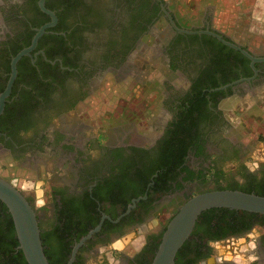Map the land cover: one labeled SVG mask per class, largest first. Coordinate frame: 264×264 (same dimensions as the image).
<instances>
[{
  "label": "flooded vegetation",
  "instance_id": "1",
  "mask_svg": "<svg viewBox=\"0 0 264 264\" xmlns=\"http://www.w3.org/2000/svg\"><path fill=\"white\" fill-rule=\"evenodd\" d=\"M191 5L43 0L52 20L38 0H0V93L11 57L50 23L16 61L0 112V153L32 174L27 191L18 189L34 208L50 263L147 264L166 222L187 198L264 174V161L254 160L250 146L235 137L233 112L222 108L250 97L255 107L253 100L264 94V59L251 62L204 32L264 58V22L246 17L243 26H233L242 32L226 30L214 23V0ZM151 69L159 76L153 85L144 79ZM135 83L142 99L120 104L119 90ZM104 92L111 104L105 117L92 121L93 115H83L87 109L78 113L80 106L101 107ZM199 93L202 100L195 98L187 115ZM179 122L188 126L185 146L159 169L160 144ZM140 123L150 132H140ZM219 217L214 222L207 212L198 220L179 264H240L219 257V245L240 247L243 264H264V216ZM10 225L0 205V264H21ZM130 233L138 241L123 251L116 244Z\"/></svg>",
  "mask_w": 264,
  "mask_h": 264
},
{
  "label": "water",
  "instance_id": "2",
  "mask_svg": "<svg viewBox=\"0 0 264 264\" xmlns=\"http://www.w3.org/2000/svg\"><path fill=\"white\" fill-rule=\"evenodd\" d=\"M38 6L54 20L52 13L43 7V0H38ZM49 25L50 23H47L39 27L32 37L31 45L11 57L9 63L10 77L4 90L0 93V112L2 111L4 97L8 94L15 75L16 61L22 54H25L34 46L37 37L43 32L44 27ZM204 32L213 35L222 43L238 49L251 62L264 59L251 56L247 51L240 49L235 44L221 39L216 33L210 31ZM0 202L5 206L10 216L17 241V248L21 251L26 264H48L42 251L34 208L23 193L2 176H0ZM131 206L132 204L128 205L126 211ZM209 208H228L264 215V195L236 189H213L191 195L180 204L166 222L149 264H174V255L191 233L198 215ZM98 227L99 225L90 229L86 235L81 237L79 242L88 238ZM70 260L66 264H69Z\"/></svg>",
  "mask_w": 264,
  "mask_h": 264
},
{
  "label": "rangeland",
  "instance_id": "3",
  "mask_svg": "<svg viewBox=\"0 0 264 264\" xmlns=\"http://www.w3.org/2000/svg\"><path fill=\"white\" fill-rule=\"evenodd\" d=\"M197 0H181V7L180 8H186L188 10H191L194 5H191L192 3H195ZM200 1V0H198ZM201 1H207V0H201ZM229 0H226V3H222L221 0H214L215 2V17H214V23L217 25V27L222 29H231L233 26L236 27L237 25L243 26L244 21L246 17L249 15V12H246V8L248 7V4L253 3V0H247L248 4H244L240 2H236L237 0H230L232 8L234 9L232 12L228 11V8H231L230 3H228ZM247 21L249 22V18L247 17ZM233 29L238 31H243V28L237 27ZM240 29V30H238ZM242 34V33H241ZM246 34V33H245ZM244 36L246 37V35ZM243 36V35H242ZM237 40L245 42L246 39H239L236 35H234ZM248 41V40H247ZM144 79L146 84L153 85L155 81L159 80V76L157 73L151 69L148 73H145ZM148 88H152L151 86H148ZM141 86L140 84L135 83L132 87H125L122 90H119V96H120V104L126 105V106H132V103H134L135 100L140 101L142 99L140 91ZM117 92V91H116ZM262 94L261 91H258L255 95ZM109 92H104L103 95V102L104 104L101 105V107H97L96 109L92 106L88 107H79L78 113L87 111V114L83 115H93L92 121L98 120L100 116H104V111L107 112L108 109H110L111 104L108 103L107 99H109ZM101 96V95H100ZM260 97V96H259ZM251 98V97H250ZM249 101H229L227 103H224L222 108H224L228 112L231 113V117L234 121V123L237 125V133H235V137L238 139L239 142L249 145L252 151L250 152L253 156L254 160L259 159L260 161H264V94L260 97L258 100L255 101V107L252 108V100ZM112 99V98H111ZM115 98L113 97V100ZM252 99V98H251ZM125 101V102H123ZM245 108V110H244ZM244 111V112H243ZM103 112V115L101 114ZM128 126V124H126ZM138 127V130L140 132H150V128L148 125H143L140 123L139 125H136ZM135 126V127H136ZM3 154L0 153V176L5 177L7 180H9L15 187H19L20 189L23 188V190H26L29 186V184L33 183V177L31 172L24 171L22 169H18L13 165L12 162H10L9 159H3ZM39 182L34 183L33 190L36 191L37 197L40 194V191L43 188H38ZM36 186V187H35ZM41 189V190H40ZM27 191V190H26ZM35 193V192H34ZM155 223L154 220L149 222V225H153ZM138 239L134 238L133 233H130L126 235L123 239L119 240V243L116 245L123 250V251H131V245L137 243ZM242 247V246H241ZM218 249V255L219 257H223L225 259H232L239 261L240 264L244 263V257L242 258L240 255V251L238 249L240 247L231 248L230 250L223 249L221 245L216 246Z\"/></svg>",
  "mask_w": 264,
  "mask_h": 264
},
{
  "label": "trees",
  "instance_id": "4",
  "mask_svg": "<svg viewBox=\"0 0 264 264\" xmlns=\"http://www.w3.org/2000/svg\"><path fill=\"white\" fill-rule=\"evenodd\" d=\"M6 68H8V65L6 66ZM195 98L199 104V102L202 100L201 93H199V95H196V97H194L193 99L189 100L190 109H189L187 115H191L190 111H191V109H193V104H194L193 101H195ZM182 119L183 118H181V120ZM171 131H172L171 135H169V137L164 139L161 142L160 147H159V160H160V164L158 165V167H160L159 169H161V166L162 167L164 166L167 169L168 164H170V162L172 161V160H170V156H174V154H175V148L182 149L183 145L185 146L186 134L188 133L187 123L186 122H179V123L175 124L174 129H172ZM247 177H248V180H246L245 183H234L232 188L217 187L216 189H236V190H240L243 192L254 193L257 195H264V174L260 178H255V177H250V176H247ZM158 178H159V175L156 178L152 179V181L154 182V185H157V181H158L157 179ZM0 205H1L2 210L6 213V215L8 217V222H9V224H11L10 226L12 227V222H11V219H10L8 212L6 211L5 206L1 202H0ZM207 212L212 214V220H214V222H217L218 217L221 215L223 217L226 215H229V216H232V218L235 217L236 220H237V217H243L245 214H248V213L251 215H262V216H264L263 214H257V213L228 209V208H209V209L202 211L198 215V217L195 221L193 231L189 234L187 239L182 243V245L176 251L174 258H173L174 264H179V262H178L179 257L187 248H189L191 246V242L193 241L192 235L195 234L196 231L198 230L195 226L198 225V220H200L201 217H203L205 214L207 215ZM223 217H219V218H223ZM163 229H162V231H163ZM160 235H161V233L159 234V236L157 238L155 246L152 247L151 256L148 259L149 261L147 264H149V262L153 256V253H154L156 246L159 242ZM39 238H40L42 251L44 253L45 258H46L48 264H52L48 261L46 250L43 247V244H44L43 237L40 233H39ZM13 242L15 245L17 244L16 238L13 240ZM18 253H19V256L21 257V264H26V262L24 261V259L22 257L21 251L19 249H18Z\"/></svg>",
  "mask_w": 264,
  "mask_h": 264
},
{
  "label": "crops",
  "instance_id": "5",
  "mask_svg": "<svg viewBox=\"0 0 264 264\" xmlns=\"http://www.w3.org/2000/svg\"><path fill=\"white\" fill-rule=\"evenodd\" d=\"M222 3H226V0H221ZM236 2L248 4L247 0H237ZM230 3L231 8H228L230 10H234L232 8L233 5H231L230 0L228 1ZM215 7V5H214ZM246 12H249V15L247 17L253 18V19H260L264 22V0H253V3L248 4V7L245 9Z\"/></svg>",
  "mask_w": 264,
  "mask_h": 264
}]
</instances>
